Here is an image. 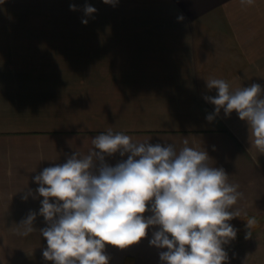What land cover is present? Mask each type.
Listing matches in <instances>:
<instances>
[{
	"label": "crops",
	"instance_id": "obj_1",
	"mask_svg": "<svg viewBox=\"0 0 264 264\" xmlns=\"http://www.w3.org/2000/svg\"><path fill=\"white\" fill-rule=\"evenodd\" d=\"M123 2L105 4L116 18L93 26L99 35H0V220L12 233L39 210L42 197L21 198L38 187L33 177L73 151L86 154L109 129L177 151L187 138L239 185L233 207L264 215V154L251 147L236 112L221 110L208 122L215 106L203 99L216 95L206 88L213 78L231 90L264 87V0ZM107 159L114 165L121 157ZM45 226L38 215L37 230L25 237L46 245L38 231Z\"/></svg>",
	"mask_w": 264,
	"mask_h": 264
},
{
	"label": "clouds",
	"instance_id": "obj_2",
	"mask_svg": "<svg viewBox=\"0 0 264 264\" xmlns=\"http://www.w3.org/2000/svg\"><path fill=\"white\" fill-rule=\"evenodd\" d=\"M102 2L115 6L118 0ZM240 3L251 6L255 0ZM69 8L78 10L75 4ZM82 10L86 17L97 12L87 3ZM177 20L183 21V15ZM206 88L216 90L215 96L203 97L215 106L206 120L214 121L221 110L225 116L236 112L247 122L251 147L264 154V87L251 83L231 90L226 80L213 78L206 80ZM91 144L86 154L73 151L64 162L43 168L33 177L38 187L21 197H42L38 212L30 210L15 231L28 236L42 216L46 226L38 231L46 240L45 261L109 264L106 246L126 249L158 226L149 244L166 249L159 253L161 264H229L225 246L238 232L229 221L241 217L233 206L243 194L222 167L209 164L205 149L190 147L185 138L177 151L171 143L134 141L111 129L94 136ZM116 154L121 159L110 164L107 158ZM244 216L247 240L257 220Z\"/></svg>",
	"mask_w": 264,
	"mask_h": 264
},
{
	"label": "rangeland",
	"instance_id": "obj_3",
	"mask_svg": "<svg viewBox=\"0 0 264 264\" xmlns=\"http://www.w3.org/2000/svg\"><path fill=\"white\" fill-rule=\"evenodd\" d=\"M132 1L124 0L123 3L132 4ZM86 3L97 9L93 17L85 16L82 9ZM118 3L122 4V0H118ZM70 4H75L78 10L71 11ZM103 4L101 0H0V35H99L102 29L93 26H98L102 19L116 18L115 11L112 15L107 13L109 10L106 11ZM82 19L88 20L87 25L81 22ZM258 211L256 209L247 214L257 220L256 226L251 229L250 239L244 238L247 231L244 214L229 221L238 229L237 238L225 246L229 264H264V215L258 214ZM11 226L8 220H0V264H52L51 261H45L42 255L46 245L37 243L32 237L12 233ZM157 230L158 226L149 228L144 239L126 249L108 245L106 254L114 259L126 252V255H133L132 264H161L159 253L166 249H158L149 244L153 232ZM145 249H148V253ZM136 251L139 253L134 256ZM113 262L118 261L114 259Z\"/></svg>",
	"mask_w": 264,
	"mask_h": 264
},
{
	"label": "trees",
	"instance_id": "obj_4",
	"mask_svg": "<svg viewBox=\"0 0 264 264\" xmlns=\"http://www.w3.org/2000/svg\"><path fill=\"white\" fill-rule=\"evenodd\" d=\"M133 257L132 256H127L124 260L123 264H132ZM109 264H112L111 261L109 260Z\"/></svg>",
	"mask_w": 264,
	"mask_h": 264
}]
</instances>
